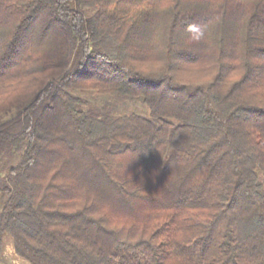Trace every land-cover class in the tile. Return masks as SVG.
<instances>
[{
	"label": "trees",
	"instance_id": "1",
	"mask_svg": "<svg viewBox=\"0 0 264 264\" xmlns=\"http://www.w3.org/2000/svg\"><path fill=\"white\" fill-rule=\"evenodd\" d=\"M264 264V0H0V254Z\"/></svg>",
	"mask_w": 264,
	"mask_h": 264
},
{
	"label": "rangeland",
	"instance_id": "2",
	"mask_svg": "<svg viewBox=\"0 0 264 264\" xmlns=\"http://www.w3.org/2000/svg\"><path fill=\"white\" fill-rule=\"evenodd\" d=\"M0 264H31L15 252L8 234H4L2 237Z\"/></svg>",
	"mask_w": 264,
	"mask_h": 264
}]
</instances>
